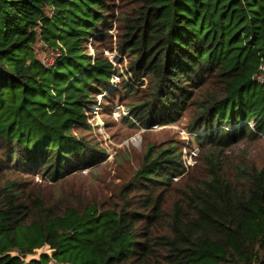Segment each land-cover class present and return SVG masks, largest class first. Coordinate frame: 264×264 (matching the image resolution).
Segmentation results:
<instances>
[{"label": "trees", "instance_id": "trees-1", "mask_svg": "<svg viewBox=\"0 0 264 264\" xmlns=\"http://www.w3.org/2000/svg\"><path fill=\"white\" fill-rule=\"evenodd\" d=\"M137 1L122 17L118 45L150 85L131 103V117L146 126L174 120L189 87L215 77L223 92L196 104L197 143L207 142L201 131L225 144L254 128L264 135V74L253 77L264 64V0ZM106 6L0 0V264H264V167L238 165L229 179L212 172L166 208L155 188L184 163L175 145L149 144L134 173L148 188L139 207L123 195L112 209L66 205L57 214L10 177L40 172L55 181L94 163L97 149L72 128L113 74L112 63L84 45L109 26ZM38 42L60 52L51 66L37 57ZM45 244L49 253L26 261Z\"/></svg>", "mask_w": 264, "mask_h": 264}, {"label": "rangeland", "instance_id": "rangeland-1", "mask_svg": "<svg viewBox=\"0 0 264 264\" xmlns=\"http://www.w3.org/2000/svg\"><path fill=\"white\" fill-rule=\"evenodd\" d=\"M103 1L107 4L109 26L87 36L84 45L87 53L108 59L112 63L113 74L109 88H102L91 106L82 108V122L72 128V133L83 137L97 149L96 159L89 167L67 170V174L55 181L40 172L10 175L20 183L23 196L32 199L38 194L41 205L56 214L66 205L83 208L93 204L99 211L112 209L122 205L123 195L127 203L137 208L141 205L137 198L143 197L148 188L141 184L140 179L134 180V173L141 165L144 149L149 144L158 148L175 145L184 163L183 172L174 176L170 184L155 188L156 193L163 194L166 208L172 206L183 190L197 186L212 172L229 179L236 176L238 165L264 167V135H258L255 128L230 144L214 142L208 133L201 131L207 142L197 143L195 138L198 135L191 125L195 106L222 94L223 84L215 77L189 87L187 106L174 120L163 125L146 126L131 117L128 111L131 103L145 99L150 81L147 75L134 72L131 55L125 53L118 43L125 32L122 17L130 14L138 1ZM39 43L35 46L37 57L45 65L53 64L59 51L49 47L40 49ZM258 73L253 77L263 76L264 64L260 65ZM248 126L253 128V122L249 121ZM207 130L209 132L210 129ZM133 182L136 187L130 190ZM42 252H50L46 244L27 255L26 261L37 259ZM54 261L51 259L48 264Z\"/></svg>", "mask_w": 264, "mask_h": 264}, {"label": "built area", "instance_id": "built-area-1", "mask_svg": "<svg viewBox=\"0 0 264 264\" xmlns=\"http://www.w3.org/2000/svg\"><path fill=\"white\" fill-rule=\"evenodd\" d=\"M43 47H44V50H47V46L46 45H43ZM50 48V47H49ZM50 49H52V48H50ZM58 51V50H57ZM59 55H60V52H59ZM58 54H57V56L56 57H58L59 56ZM41 61V60H40ZM42 62V61H41ZM43 63V62H42ZM54 63H55V60H54ZM53 63V64H54ZM44 64V63H43ZM45 65V64H44ZM52 65V64H51ZM51 65H45V66H51ZM52 264H70V263H65V262H57V261H54V262H52Z\"/></svg>", "mask_w": 264, "mask_h": 264}]
</instances>
